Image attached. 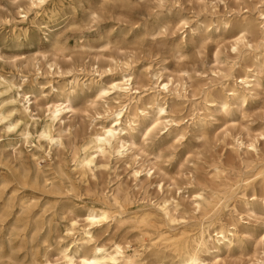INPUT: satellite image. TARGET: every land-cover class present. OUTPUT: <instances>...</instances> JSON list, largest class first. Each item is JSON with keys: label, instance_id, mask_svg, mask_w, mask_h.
I'll return each mask as SVG.
<instances>
[{"label": "rangeland", "instance_id": "1", "mask_svg": "<svg viewBox=\"0 0 264 264\" xmlns=\"http://www.w3.org/2000/svg\"><path fill=\"white\" fill-rule=\"evenodd\" d=\"M263 8L264 0H46L37 7L0 0V264H60L86 209L100 205L112 216L95 228V241L120 242L137 264H172L175 255L150 241L184 233L193 246L204 222L213 236L220 226L235 233L230 246L210 243L207 264L264 261ZM246 23L252 28L233 51ZM245 70L257 76L249 91L238 78ZM126 72L139 91L124 118L140 120L128 138L135 144L121 156L100 155L94 173L86 172L81 149L128 101L116 93L97 99L95 81ZM161 82H169L164 94ZM234 85L242 96L231 95ZM56 89L73 93L74 111L55 127L63 146L47 154L40 135ZM26 92L31 118L22 110ZM159 101L175 122L146 135ZM27 124L31 139L23 136ZM197 192L206 197L202 210ZM166 200L179 204L171 206L173 222L160 210ZM147 212L152 222L143 225ZM73 219L76 234L67 235Z\"/></svg>", "mask_w": 264, "mask_h": 264}, {"label": "bare ground", "instance_id": "2", "mask_svg": "<svg viewBox=\"0 0 264 264\" xmlns=\"http://www.w3.org/2000/svg\"><path fill=\"white\" fill-rule=\"evenodd\" d=\"M28 1L31 3V6L37 7L41 6L46 0ZM27 13L28 12H26V10L22 8V14L24 18H26ZM260 14L264 19V8L260 11ZM251 28L252 25L250 23H246L239 28V37L234 41L233 51L238 50L239 44L245 41L246 33H248ZM125 65L128 66V63L126 62ZM95 68L97 72L98 69L101 68L100 64H97ZM109 71H111V69H109ZM99 75H101V73H99ZM238 78H240V84L247 86V88H244V86H242V89L249 91L251 83L255 82L257 76L255 72L245 70L244 75H240ZM95 83L97 99L107 101L111 93H116L118 96L124 97L128 101H125L123 103L120 102L114 111L111 110L112 113L110 114L112 115V120L109 122L101 121L100 128L92 133L90 142L85 147H83V149H81L82 155L79 157L78 163L84 171L93 173L97 168V158L100 155L106 156L116 154L117 156H121L125 153V150L135 144L134 141L129 140L130 138H132L131 130H135L140 124V120L138 117L132 119L129 118L130 120L128 121V123L124 122L125 115L126 113H128L130 107L129 103L127 102H130L131 104L139 98V91L134 87L133 73L126 72L125 74L116 78L112 76L109 81L98 79L95 81ZM166 90H169V82H161L158 86V91L161 94H164ZM229 92L233 97L243 95L241 89L237 85L231 86L229 88ZM25 95V102L22 106V110L25 113L26 117L31 118L32 116L29 114V111L31 108L30 102L33 98V94L26 92ZM73 100L74 98L72 92L63 93L62 90L60 91L59 89H56L55 97L49 99L46 102L48 114L46 115V125L41 132L40 138L44 139L49 145L48 152L46 151V149H44L47 154L51 152V148L53 145L63 146V139L59 134L55 133V127L57 124H64V121L67 118V113L74 111ZM166 105L167 102H157L159 115L157 117H154V119L146 126V135L160 129V127L162 126H167V123L169 122L170 124H172V122H175L174 120L169 119V110L168 106ZM14 110L15 108H13L11 111ZM4 113L5 112L0 109V120L5 119L6 115ZM23 136L26 139H31L32 134L31 130L28 127V124L23 130ZM243 145V141H240L239 143L237 141L238 149L242 148ZM123 146H125L124 149H122ZM248 146H253V144H250ZM38 159L40 158H38L37 156L35 160ZM138 174L139 171L134 172L135 177H137ZM256 174H260V171ZM195 198L196 208L198 210L204 209L206 197L203 195V193L197 192L195 194ZM114 200L119 204L118 197L114 196ZM221 205L222 204H220V206ZM171 206L176 209L179 204L175 200H166L164 204L160 206V210L164 213L169 221L173 222L174 219L171 214ZM220 206H215V212L220 208ZM111 210L106 205L88 207L84 213V220L86 223L82 227H79L78 230H76L78 221L76 219H73L71 221L70 227L66 229V234L74 235L76 234V232H79V235L73 242L75 243L74 248H70L69 245L62 247V262L60 264H137L135 255L133 253H128L127 251H125L120 242H114L111 248H107L104 244H102L103 242L97 243L95 241V228L108 221V219L112 216ZM151 216V212L145 213L140 217L139 223L143 225L151 224ZM213 216L214 215L210 216L206 220L208 221L209 219L213 218ZM209 227L210 224L206 225L204 222L202 228L200 229L198 237L194 239L193 246L190 245L189 238L184 233L180 234L179 237H175L173 235L169 236L167 234L161 233L160 235H158V239L155 241L151 240L152 242L150 241L149 245L150 247L158 248L159 252L170 250L177 258L176 261H174L172 264H207V258L205 257V255L210 251L209 245L211 242H213L214 246L219 250V247L221 245L230 246L235 241L234 232L220 226L215 227V235L213 236L209 231ZM74 230H76V232H74ZM262 239L264 241V237ZM89 243H92V245L90 246V250L82 251L81 249L83 248V246ZM160 245H162V247H160ZM136 256H138V253ZM262 263H264L263 260L259 262V264ZM43 264L56 263L46 258L43 261ZM243 264L253 263L251 261H247Z\"/></svg>", "mask_w": 264, "mask_h": 264}]
</instances>
